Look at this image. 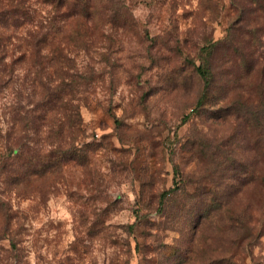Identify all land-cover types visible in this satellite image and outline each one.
Masks as SVG:
<instances>
[{"label": "rangeland", "instance_id": "obj_1", "mask_svg": "<svg viewBox=\"0 0 264 264\" xmlns=\"http://www.w3.org/2000/svg\"><path fill=\"white\" fill-rule=\"evenodd\" d=\"M8 3L0 264H264V0H68L38 63Z\"/></svg>", "mask_w": 264, "mask_h": 264}, {"label": "trees", "instance_id": "obj_2", "mask_svg": "<svg viewBox=\"0 0 264 264\" xmlns=\"http://www.w3.org/2000/svg\"><path fill=\"white\" fill-rule=\"evenodd\" d=\"M41 3L47 8V13L40 14L33 9L28 0H9L6 15V28L8 30V43L13 44V38L19 43L16 46L19 53V60H30L32 63H38L46 58L42 55L43 47L47 46L54 37L50 35L60 31L66 26L68 21V0H41ZM61 44H59V48ZM60 61L68 65V57L60 49ZM202 77L206 80V88L210 81L208 80V70H199ZM64 83L63 81L61 82Z\"/></svg>", "mask_w": 264, "mask_h": 264}]
</instances>
